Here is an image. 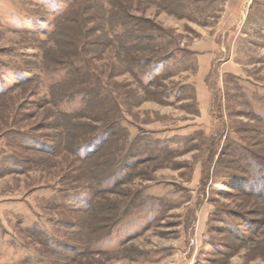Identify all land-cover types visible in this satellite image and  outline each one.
I'll list each match as a JSON object with an SVG mask.
<instances>
[{"label":"rangeland","instance_id":"374dc122","mask_svg":"<svg viewBox=\"0 0 264 264\" xmlns=\"http://www.w3.org/2000/svg\"><path fill=\"white\" fill-rule=\"evenodd\" d=\"M80 12L142 50L89 55L94 99L54 58ZM261 183L264 0H0V264H264Z\"/></svg>","mask_w":264,"mask_h":264},{"label":"trees","instance_id":"16d2710c","mask_svg":"<svg viewBox=\"0 0 264 264\" xmlns=\"http://www.w3.org/2000/svg\"><path fill=\"white\" fill-rule=\"evenodd\" d=\"M86 12H80L81 13V14H79L80 18L74 19L73 25H75L76 28H75V31L73 33V36H69V40H68L69 42H68L67 46L65 48H61V50L56 47L57 50L55 49V51H54L55 52V57H54L55 61L59 60V63H62V64L67 63L68 64L69 62H71L72 58H76L77 60L80 61V63L84 64V65H82V67L84 69L78 68V70H79L78 76H75V80L73 78L74 82L72 81V83H71V85H73V86L72 87L69 86V88L62 91L63 98L66 95L67 96L70 95L71 93H73L75 95H81L82 98H85L87 96L91 97L92 99L99 98V95L101 94V88L99 87L98 84L94 83V81L92 80V77H90V75L88 73L89 67H90V62L88 61L89 55H91V53H94V51H98V49H101L103 47L105 48V50L108 49L109 47H112V46L114 47L113 38L116 37L115 39H117V38L121 39L120 40L121 51L125 52L126 54L128 53L129 55H127V56H130V55L135 56L134 51L137 49V44L139 42L138 37L134 35L133 31H132V33H129L126 37H122L123 35L122 36H120V35L113 36V30L111 32V30L109 31L107 28V27L113 26L114 21L111 20L110 17L104 16V19H103L102 24H101L102 29H96L95 30L94 28H92L90 26L91 25V22H90L91 18L85 14ZM124 18H126V15H124ZM96 31L98 33H95ZM93 36L96 38H93ZM92 40H95L94 43H96V44H94L93 42L91 43ZM145 40L148 41V45H150V38L145 39ZM102 45H103V47H98V46H102ZM136 51H138V53H140L142 50L141 49L139 50V48H138ZM144 51L145 52L151 51L152 54H150L151 56L143 55L142 58H139L138 64L140 63V65L137 67L139 69H143V68L145 69V67L153 68L157 65L165 63L170 58V57H167L166 55L156 57L155 54L156 53L159 54L160 50H158V49L156 50L155 48L146 47L144 49ZM50 56H51V52L50 53L47 52L45 54V57L47 60L49 59ZM151 57H153L155 59H152ZM69 65L70 64L64 65V67H68ZM70 67H71V65H70ZM70 69H72V67ZM110 69L112 71L115 70V68H113V67H111ZM124 71H126V72H124ZM128 71L129 70H127V68L124 67V69H122V72H117V73H120L122 75L125 73H129ZM68 73L72 74L73 71L70 70V71H68ZM79 73L80 74L82 73L83 76L79 75ZM114 75L112 74L109 78L111 79L112 77H114ZM84 76L90 77L91 80L88 81V79ZM95 81L97 82V80H95ZM25 83H28V81ZM152 83L153 82H151V84ZM105 86L109 87V85H107V84ZM107 87H105V88H107ZM64 88L65 87L63 86V89ZM71 88H72V90H71ZM103 90L106 91L102 87V91ZM106 124H108L107 125L108 127L105 129L106 131H104V133L102 135L97 136L95 138L93 137L94 138L93 141L91 140L89 143H85V144H83V146H80L81 149H83L85 147H88V146L90 147L91 145L100 142L99 143L100 147L96 151H93L91 154L89 153L87 155L82 156L80 154L81 149L79 148L77 150V155H78V158L81 160V162L85 163V162L91 160V158L100 150L102 145L105 143L106 140L104 141V138L106 137V135L111 136L114 133V131H115L114 129L116 126H114V125L109 126V124H111L109 121H107ZM39 151H43L44 153H51V154L56 153V151L54 152V150L49 145H46V146L43 145L42 147H39ZM134 159H135V157H131L130 162L132 163ZM132 164L135 166L136 162H133ZM129 166H132V165L128 164L127 166L122 167L119 170L126 171L130 168ZM115 178L113 177V178H111V180H114ZM238 181L240 183H242L243 186H246V182L244 179H238ZM261 185H262V183H261ZM261 185L258 187L252 186L250 188V190H248V194L249 195L257 194L258 197H263L264 190L262 189L263 188L262 186H264V185H262V186ZM260 187H261V190H260ZM256 192H258V193H256ZM90 204H91V202H90ZM90 204H87V208H86L87 211L90 210Z\"/></svg>","mask_w":264,"mask_h":264}]
</instances>
